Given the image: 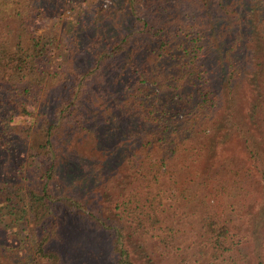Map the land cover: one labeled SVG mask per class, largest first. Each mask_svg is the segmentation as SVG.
I'll list each match as a JSON object with an SVG mask.
<instances>
[{"label":"trees","instance_id":"obj_1","mask_svg":"<svg viewBox=\"0 0 264 264\" xmlns=\"http://www.w3.org/2000/svg\"><path fill=\"white\" fill-rule=\"evenodd\" d=\"M149 1H121V12L115 16L117 27L108 30L103 26L101 31L107 33L90 46L101 48L86 44V59L91 60L88 71L73 72V81L66 85L70 100L60 110V120L67 119L66 113L77 118L74 114L83 106L92 81L109 59H119V89L134 106L135 129L142 132L136 140L135 129L131 130L129 146L122 144L113 153L119 171L109 172L101 185L106 196L102 216L90 212L85 231L107 244L104 249L116 264H212L221 260L252 264L251 255L264 264L258 232L242 217L259 195L258 216L264 222V0H246L240 10L238 41L218 47L211 56L207 55V31L196 37L180 34L178 41L168 29L159 28L153 52L166 48L160 54L164 58L158 55L145 64L129 56L135 34L126 25ZM50 2L0 0V110L6 107L9 124L25 128L34 140L20 166L24 170L27 163L24 173L28 175L21 177L26 185L18 190L25 192L21 209L25 226L35 237L36 259L46 264H86L76 254L66 256L61 250L71 236L62 230L63 214L87 211L86 196L78 193L82 188L62 175L56 140L61 125L37 109L39 96L34 102L28 100L33 92L40 94L51 85L58 88L64 81L62 73L48 68L52 54L36 35L53 9ZM217 82H222L220 88ZM241 89L244 105L239 108L232 92ZM225 92L229 96L224 104ZM84 109L82 117L89 118L91 112ZM226 112H232V122L223 123ZM233 139L242 149L240 170L216 166L210 172L207 157ZM192 155L198 158L200 176L181 181L179 175ZM8 171L0 166V177ZM12 185L4 180L0 188L7 190ZM212 199L220 204L211 206ZM258 216L251 219L254 224ZM86 249L91 257L93 249Z\"/></svg>","mask_w":264,"mask_h":264},{"label":"rangeland","instance_id":"obj_2","mask_svg":"<svg viewBox=\"0 0 264 264\" xmlns=\"http://www.w3.org/2000/svg\"><path fill=\"white\" fill-rule=\"evenodd\" d=\"M121 1L53 0V3L50 2L53 9L47 13L45 21L36 30V35L43 38L44 44L52 54V63L48 65V68L51 69L52 66V71L62 73L60 75L64 76V81L58 88L51 85L49 90L41 91L40 94L39 91L33 92L28 96V100L34 102L39 96L37 109L42 114L47 113L51 121L61 125L56 140L59 154L62 155V175L74 186L79 184L82 189L78 193L81 197L86 196L87 200L86 212L67 211L63 214L62 230L71 236H67L70 239L61 245V250L66 256L71 253L73 256L76 254L81 259L78 261L86 264H116L113 255L104 249L107 244H102L99 238H90L85 230L90 225V212L102 216L106 196L101 192L103 189L101 185L105 184L109 172L119 171L117 156L113 153L122 144L129 146L128 135L138 126L136 125L138 119L131 112L134 106L126 100V96L119 89L121 86L120 81L117 80L119 79L117 75L121 71L119 59H109L96 79L92 81L88 93L81 102L83 106H80L79 111L74 114L77 118H74L71 113H66L67 119L60 120L63 116L61 117L59 113L63 110V105L70 100L66 85L73 81L72 73L88 71L91 60L86 59L89 53L86 44L92 43L90 47L100 41L101 34L107 33L104 30L101 31L104 25L108 30L111 26H114V29L117 27L118 22L115 16L117 12H121ZM246 4V0H150L141 6L142 8L130 18L126 25L129 31L135 34V37L131 39L132 52L129 56H132L133 60L137 57L141 62L151 64L158 55H164L166 48L153 52L154 34L162 27L168 29L171 38L178 41L180 34L188 33L196 37L207 31L205 42L208 50L207 48L206 50L207 55L211 56L218 47H227L238 41L240 10ZM245 10L243 8L242 12ZM143 22L147 25L144 26ZM163 55L160 56L164 58ZM130 63L133 64L132 59ZM157 63L159 62L155 64ZM131 69L136 68L132 66ZM67 80L70 82L68 83ZM221 83L217 82V87L220 88ZM225 87L224 83L221 89L224 90ZM151 88L156 89L152 85ZM236 91L232 94L235 93L233 97L236 105L241 108L244 105L243 89ZM228 96L229 94L225 92L223 103L227 102ZM84 106L91 112L89 118L81 115ZM238 111H236L237 114H239ZM233 117L232 112H226V116L222 117L223 123L226 120L232 122ZM8 118L7 108L3 106V110H0V166L9 171L4 177H0V186L4 180H9L15 185L9 187V190H6L5 186L0 188V264H7V262L8 264L9 262L11 264H46L36 259L35 237L26 228L24 210L21 209L25 204V192L18 190L24 189L26 185L21 177L28 175L27 171L24 173L27 163L24 165V170H20V166L26 160L29 147L34 140L32 141V138L26 135L25 128L11 126L7 121ZM175 120L178 121L177 118ZM223 126L227 129L225 124ZM141 133L138 128L134 130L136 140L141 139L139 138ZM111 138L114 139L109 140ZM241 153L242 149L238 140L233 139L227 147L207 157L208 170L212 172L216 166L222 170L226 167L231 170H240V159L243 160ZM195 157L191 156L188 167L179 175L181 181L200 176L198 158ZM11 176H15L13 180ZM7 197L11 198V202L6 201ZM252 200H255L254 203L247 207L242 217L250 228L257 230L259 235L257 242L261 244L259 247L262 248L259 249L264 258V222L258 216L260 196H254ZM218 204H220L219 200L210 201L211 206L215 207ZM237 213L240 219V211ZM256 215L259 219L254 224L251 219L253 220ZM195 225L198 226L196 221ZM107 236L110 237L112 234L108 233ZM88 247L93 249L91 257L86 255ZM251 258L252 264H258L257 258L253 255ZM212 264L229 263L221 260Z\"/></svg>","mask_w":264,"mask_h":264}]
</instances>
